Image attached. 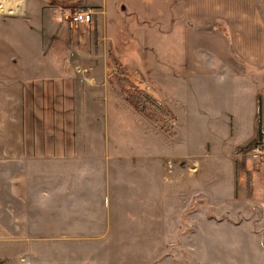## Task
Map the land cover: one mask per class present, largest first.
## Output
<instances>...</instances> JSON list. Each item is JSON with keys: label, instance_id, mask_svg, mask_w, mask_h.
<instances>
[{"label": "rangeland", "instance_id": "obj_1", "mask_svg": "<svg viewBox=\"0 0 264 264\" xmlns=\"http://www.w3.org/2000/svg\"><path fill=\"white\" fill-rule=\"evenodd\" d=\"M0 1L7 8L5 14L16 11L14 0ZM36 1H29V8ZM107 2L108 17L114 19ZM146 2L142 13L137 4L134 9L123 4L122 16L133 22L126 21L129 26L125 24L124 33H114L115 46L121 53L131 49L135 63L145 61L129 70V76L166 112L155 110L154 118L148 119L128 104L116 81L108 79L102 94L107 99L101 106L107 111L101 122L104 132L95 137L104 148L82 166L87 176L86 202L67 196L63 202L55 197L53 203L52 196L34 195L28 219L34 227L32 235L39 240L38 249L33 260L21 264H264V178L255 172L264 169V162L247 155L258 139L233 146L257 133L255 97L240 89L230 96L228 89L214 81H179L177 75L173 79V59L191 61L199 54L201 60H212L186 45V38L198 45L196 35L211 26L201 30L191 16L183 15L178 21L183 34L179 56L175 51L167 54L165 44L180 39L177 33L171 34L177 22L171 15L186 13L190 6ZM82 4L62 7L96 11ZM35 5L32 15L29 12L33 23L38 19ZM13 14L0 15V29H16L29 39L31 27L24 21L21 27L9 26L13 21L7 18H14ZM131 23L139 29L135 31ZM215 25L216 30L223 29ZM109 100L116 102L108 111ZM230 111L237 115L231 124L225 116ZM233 125L235 131L238 127L234 134L229 132ZM47 185V179L34 181L33 190L46 191ZM50 185L55 189L61 181L52 180ZM79 202L84 204L76 212L72 208Z\"/></svg>", "mask_w": 264, "mask_h": 264}, {"label": "crops", "instance_id": "obj_2", "mask_svg": "<svg viewBox=\"0 0 264 264\" xmlns=\"http://www.w3.org/2000/svg\"><path fill=\"white\" fill-rule=\"evenodd\" d=\"M29 1L14 0L16 11L12 9L9 14L16 16L7 18L13 21L10 27L30 25L29 39L16 29H0V261L3 264H21L35 258L39 240L32 235L34 227L28 219L34 195L37 198L52 196L53 203L55 197H62L63 202L67 196L86 202L87 176L82 166L104 148L103 142L95 137L104 132L101 122L107 116L101 106L107 99L102 94L111 79L108 76L110 51L116 58V69L129 72L135 66L145 65V61L135 63L131 49L127 53L119 51L114 33L116 36L124 33L125 24L129 26L126 21L133 22L132 18L127 16L125 20L122 16L123 4L133 9L137 4L140 6L137 11L142 13L146 0H110L114 19L108 17V0H52L55 4L52 6L48 5V0H37L38 5L33 3L30 8ZM160 1L165 5L190 6L186 13L171 15L177 21L171 34L177 33L180 39L165 44L167 54L175 51L179 56L183 34L178 21L183 15L191 16L201 30L211 26L196 35L198 45L184 38L189 48L199 49L212 60H201L199 54L191 61L173 59L171 77L179 81L191 78L196 83L214 81L228 89L230 96L239 89L242 94L251 93L257 102L253 117L255 127L261 97L264 129V0ZM67 3L96 8L93 22L72 26L57 20L58 8L54 6ZM0 5V15H9L5 14L7 8L2 1ZM34 5L38 16L35 23L31 17ZM118 5H122L120 11ZM215 22L223 29L216 30ZM131 24L135 31L139 29ZM164 74L167 75V71ZM220 97L222 103L224 97L221 94ZM109 101L112 106L105 107L108 111L115 108L116 100ZM225 116L231 124L232 117L237 115L230 111ZM236 128L235 131L233 125L229 132L237 133ZM256 139L255 131L233 146L243 147ZM261 170L255 172L264 178V169ZM44 179L48 182L47 190L34 192V181ZM55 179L61 181V185L54 189L50 182ZM81 204L84 203L79 202L77 208L72 209L79 212Z\"/></svg>", "mask_w": 264, "mask_h": 264}, {"label": "trees", "instance_id": "obj_3", "mask_svg": "<svg viewBox=\"0 0 264 264\" xmlns=\"http://www.w3.org/2000/svg\"><path fill=\"white\" fill-rule=\"evenodd\" d=\"M117 66L116 58L114 57L112 50L108 59V76L116 81L120 94L126 99L128 104L141 112L148 119H153L155 110L159 112H166V110L160 106L151 98L148 93L140 89L134 84L129 76L127 70H119ZM263 137V123H262V101L259 97L258 102V120H257V139ZM214 211H217L213 208ZM212 219V218H211Z\"/></svg>", "mask_w": 264, "mask_h": 264}, {"label": "built area", "instance_id": "obj_4", "mask_svg": "<svg viewBox=\"0 0 264 264\" xmlns=\"http://www.w3.org/2000/svg\"><path fill=\"white\" fill-rule=\"evenodd\" d=\"M56 19L60 22H68L72 26H78L80 24L89 25L94 17V9L89 7H78L75 10H71L66 7H59ZM247 155L255 162H264V137L254 142L247 150Z\"/></svg>", "mask_w": 264, "mask_h": 264}, {"label": "water", "instance_id": "obj_5", "mask_svg": "<svg viewBox=\"0 0 264 264\" xmlns=\"http://www.w3.org/2000/svg\"><path fill=\"white\" fill-rule=\"evenodd\" d=\"M122 9L125 10V7L123 6Z\"/></svg>", "mask_w": 264, "mask_h": 264}, {"label": "bare ground", "instance_id": "obj_6", "mask_svg": "<svg viewBox=\"0 0 264 264\" xmlns=\"http://www.w3.org/2000/svg\"><path fill=\"white\" fill-rule=\"evenodd\" d=\"M1 6V5H0ZM1 14V13H0Z\"/></svg>", "mask_w": 264, "mask_h": 264}]
</instances>
